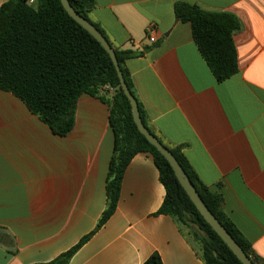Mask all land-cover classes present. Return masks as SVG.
Returning a JSON list of instances; mask_svg holds the SVG:
<instances>
[{
  "label": "crops",
  "instance_id": "0c3cea01",
  "mask_svg": "<svg viewBox=\"0 0 264 264\" xmlns=\"http://www.w3.org/2000/svg\"><path fill=\"white\" fill-rule=\"evenodd\" d=\"M94 1L89 17L111 44L143 52L126 69L149 126L167 146H186L199 180L223 195L226 215L264 260V0ZM177 2L237 16L235 75L217 82L191 24L176 19ZM109 116L106 102L83 95L61 137L0 89V264L49 263L95 232L115 149ZM165 196L152 155L137 154L114 214L69 264H144L153 254L205 264L187 229L158 214Z\"/></svg>",
  "mask_w": 264,
  "mask_h": 264
},
{
  "label": "trees",
  "instance_id": "16d2710c",
  "mask_svg": "<svg viewBox=\"0 0 264 264\" xmlns=\"http://www.w3.org/2000/svg\"><path fill=\"white\" fill-rule=\"evenodd\" d=\"M75 11L91 22L115 51L125 82L138 103L142 121L149 126L139 101L126 61L143 52L114 47L100 25L89 15L94 0H69ZM175 17L190 23L195 44L217 82H223L238 70L237 49L233 40L241 30L237 16L214 13L198 6L177 2ZM148 48L145 49L147 51ZM109 87L114 90L108 98ZM0 89L21 99L54 134L65 137L74 128L78 100L83 95L98 97L109 105V124L115 134V149L107 179V206L94 233L99 231L117 209L123 178L131 160L139 153H149L159 169L160 181L166 190L158 212L174 218L185 227L199 245L205 264H242L192 203L178 182L165 157L142 135L132 116L130 101L125 96L110 56L100 43L63 8L60 0H10L0 9ZM111 95V94H110ZM164 144V143H163ZM185 170L209 210L231 234L254 264H264L224 211L221 193L212 192L197 177L186 160L185 145L164 144ZM45 264H69L74 254L93 235ZM144 264H163L158 254Z\"/></svg>",
  "mask_w": 264,
  "mask_h": 264
},
{
  "label": "water",
  "instance_id": "95a60500",
  "mask_svg": "<svg viewBox=\"0 0 264 264\" xmlns=\"http://www.w3.org/2000/svg\"><path fill=\"white\" fill-rule=\"evenodd\" d=\"M63 8L73 18L78 24H80L85 30H87L104 48L107 54L110 56V59L116 69L118 78L120 80L121 88L128 98L132 108V116L134 123L136 124L139 132L145 136L148 142L154 146L169 162L172 167L174 174L185 190L186 194L195 205L197 210L203 216L205 221L211 226V228L217 233V235L223 240V242L228 246V248L233 252V254L238 258L242 264H254L249 256L244 252L240 245L235 241L231 234L226 230V228L220 223V221L215 217V215L209 210L204 201L201 199L199 193L195 189L193 183L191 182L189 176L179 164L176 157L172 152L162 143L160 140L153 135L147 127L144 125L141 114L139 111V106L134 96L131 94L123 73L120 69L116 54L108 40L103 36V34L87 19L81 17L75 9L72 7L69 0H60Z\"/></svg>",
  "mask_w": 264,
  "mask_h": 264
},
{
  "label": "built area",
  "instance_id": "2783aa9c",
  "mask_svg": "<svg viewBox=\"0 0 264 264\" xmlns=\"http://www.w3.org/2000/svg\"><path fill=\"white\" fill-rule=\"evenodd\" d=\"M27 2H28L29 4H33V3H34V0H27ZM150 30H152V27H150ZM154 41H155V38L151 37V38H150V42L154 43ZM106 89H109L110 92H111V94H113V92H114L113 89L109 88L108 86L106 87Z\"/></svg>",
  "mask_w": 264,
  "mask_h": 264
}]
</instances>
